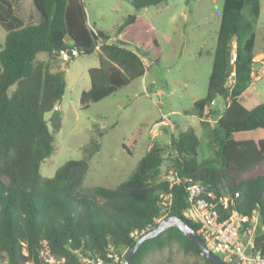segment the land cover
<instances>
[{
    "label": "trees",
    "instance_id": "16d2710c",
    "mask_svg": "<svg viewBox=\"0 0 264 264\" xmlns=\"http://www.w3.org/2000/svg\"><path fill=\"white\" fill-rule=\"evenodd\" d=\"M125 1L140 11L169 0ZM31 3L33 7L27 4L28 17L35 22L26 25L10 0H0V31L5 34L0 49V264H45L40 255L43 243L56 257L64 258V264H83L82 257L112 264L107 259L111 248L128 253L137 241L130 236L133 231L145 234L158 225L161 193L172 194L169 216L183 220L196 232L197 226L182 216L185 186L194 182L206 185L217 197L238 193L229 208L220 211L221 216L225 219L236 212L250 218L256 212L263 230H258L254 244L264 252V103L248 109L240 101L252 84L258 54L254 28L259 0H224L207 95L193 103L204 125L211 103L217 98L229 100L215 122L224 134L217 158L198 160L200 139L188 128L166 145L169 160L152 147L117 188L95 187L88 193H82L81 187L99 142L86 148V158L62 165L53 178L39 173L40 164L54 152V134L61 128L58 106L65 77L64 71L52 72L37 57L69 50L98 52L99 66L88 71L90 88L80 94V104L87 108L143 77V55L121 40L109 43V35L90 28L81 0ZM137 22L135 15L128 16L117 35L124 32L142 41L144 55L152 57L150 37L127 33ZM46 113H51L49 121ZM163 166L178 171L187 183L170 190L167 183L158 182L157 172ZM174 242L185 254L212 264L175 227L145 241L132 264H142L151 252Z\"/></svg>",
    "mask_w": 264,
    "mask_h": 264
},
{
    "label": "rangeland",
    "instance_id": "374dc122",
    "mask_svg": "<svg viewBox=\"0 0 264 264\" xmlns=\"http://www.w3.org/2000/svg\"><path fill=\"white\" fill-rule=\"evenodd\" d=\"M10 1L16 15L26 25L35 22L29 20L27 12V4L33 7L31 0ZM81 1L87 25L109 35L111 43H119V26L128 16L135 15L138 22L127 33L150 37L149 53L153 56L144 55L142 41L122 32L124 40L121 41L143 55L145 74L84 108L79 101L80 94L90 88L88 71L99 66L98 52L69 56L62 51L38 55L39 62L48 64L52 72L64 71L65 77V91L58 106L61 128L54 134L53 154L40 164V175L53 178L62 165L86 158V148L99 142V150L88 160L81 192L88 193L95 187L115 189L128 180L152 147L159 148L161 155L169 160L166 145L188 128H193L200 139L198 160L216 159L224 134L217 130L213 113L215 108L224 109L223 101L216 102L212 111L207 112L204 125L194 113L193 103L207 95L224 0H169L140 11L125 0ZM259 5L254 28L258 54L254 58L252 84L240 97L248 109L264 103V0H259ZM4 37V32L0 31V49ZM66 43L71 44L69 39ZM172 111L177 114L171 115ZM50 117L51 113L44 115L47 121ZM48 125L52 131L50 123ZM165 169L163 166L157 172L158 182H163ZM240 242H247L243 230ZM142 264L204 262L198 255L185 254L174 242L151 252Z\"/></svg>",
    "mask_w": 264,
    "mask_h": 264
},
{
    "label": "built area",
    "instance_id": "2783aa9c",
    "mask_svg": "<svg viewBox=\"0 0 264 264\" xmlns=\"http://www.w3.org/2000/svg\"><path fill=\"white\" fill-rule=\"evenodd\" d=\"M235 61L233 55L231 64ZM234 76V72L231 74ZM253 76V73H252ZM216 104L214 100L208 111L211 112ZM163 182L168 184L169 189L187 183L179 177L175 169H165ZM186 207L182 210V216L189 222L197 226L195 232L203 241L206 249L213 255H221V259L226 264H264V252L254 244V233L263 228L260 226L258 214L254 212L252 217L241 216L232 213L228 218L223 219L220 211H225L239 197L238 193L234 196L217 197L208 187L202 183L194 182L185 186ZM159 205L161 215L155 220L159 224L164 218L169 216L172 206V194L161 193L159 195ZM247 224L245 227L244 225ZM245 231L247 236L246 244L240 242L241 232ZM143 233L133 231L130 236L138 239ZM127 250L118 253L111 248L107 254V259L113 264H123ZM41 258L45 264H64V258L56 257L47 243H43ZM219 258V257H218ZM220 259V258H219ZM83 264H105V261L91 258H81Z\"/></svg>",
    "mask_w": 264,
    "mask_h": 264
},
{
    "label": "water",
    "instance_id": "95a60500",
    "mask_svg": "<svg viewBox=\"0 0 264 264\" xmlns=\"http://www.w3.org/2000/svg\"><path fill=\"white\" fill-rule=\"evenodd\" d=\"M65 52V51H63ZM69 56H73L75 54V50L66 51ZM221 116V112L217 111L214 116V121ZM175 227L178 228L184 236H186L191 241L195 242L200 248L202 255L212 264H226L217 256L213 255L210 251H208L203 243V241L199 238V236L195 233V231L183 220L174 217L168 216L164 218L153 230L143 234L140 238L137 239L135 245L128 251L123 264H132L134 257L141 247V245L152 238H155L162 234L168 228Z\"/></svg>",
    "mask_w": 264,
    "mask_h": 264
},
{
    "label": "crops",
    "instance_id": "0c3cea01",
    "mask_svg": "<svg viewBox=\"0 0 264 264\" xmlns=\"http://www.w3.org/2000/svg\"><path fill=\"white\" fill-rule=\"evenodd\" d=\"M117 40H124L123 38H122V35H119V36H117ZM109 43H111L110 42V40L108 41ZM127 47V46H126ZM127 48H129V47H127ZM130 49V48H129ZM131 50H133V49H131ZM134 51V50H133ZM142 60H143V62H144V64H145V59L142 57ZM216 100V102H217V104H218V101L219 100H222L223 102V106H224V109L226 108V106L228 105V103H229V100L228 99H221V98H217V99H215ZM214 108V107H213ZM223 109V110H224ZM216 111H222V109H218V108H215V111L214 112H216ZM208 112V109H207V111H206V113ZM171 115H174V114H177V113H175L174 111H172L171 113H170ZM214 114V113H213ZM211 115H212V113H211ZM200 121V120H199ZM164 124H169V122L167 123V122H164ZM170 127L169 128H173V126L174 125H169Z\"/></svg>",
    "mask_w": 264,
    "mask_h": 264
}]
</instances>
